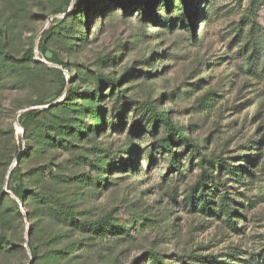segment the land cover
I'll use <instances>...</instances> for the list:
<instances>
[{"label": "rangeland", "instance_id": "obj_1", "mask_svg": "<svg viewBox=\"0 0 264 264\" xmlns=\"http://www.w3.org/2000/svg\"><path fill=\"white\" fill-rule=\"evenodd\" d=\"M179 1L169 11L158 0L146 15L147 0H86L82 36L75 18L67 19L73 2L0 0V193L7 195L0 197V239L16 245L0 247V264H153V253L163 264H264V0H189L186 24ZM50 31L42 55L39 43ZM122 76L113 90L101 81ZM70 89L77 94L65 100ZM58 103L83 116L77 125L85 136L69 150L46 146L16 121ZM147 105L166 111L203 157L176 143L181 173L170 170V154L157 145L164 126L153 134V123L137 124ZM26 141L18 166L25 176L12 184ZM201 158L238 175L206 164L212 179L201 196ZM63 175L74 182L58 186ZM18 182L34 193L32 218L11 190ZM44 193L74 204L80 220L108 218L109 228L94 236L64 225L56 203L42 210L36 199Z\"/></svg>", "mask_w": 264, "mask_h": 264}, {"label": "trees", "instance_id": "obj_2", "mask_svg": "<svg viewBox=\"0 0 264 264\" xmlns=\"http://www.w3.org/2000/svg\"><path fill=\"white\" fill-rule=\"evenodd\" d=\"M86 0H76L75 1V6L74 9L70 14H68V18H75L72 23L79 24L78 28L76 31H79L82 36H86L87 32L84 31L82 26H88L90 22V8L89 4L85 3ZM73 0H66L67 6L70 7L72 4ZM154 2H158V0H147V6L143 12V14L150 15V12L153 9ZM163 2L166 3L167 9L170 11L171 10V2L172 0H163ZM140 3V2H139ZM85 4V6H83ZM157 4V3H156ZM87 6V7H86ZM179 11V17L180 21L186 23H191L193 20V15L191 13V3L189 0H180L178 3L177 7ZM66 14L68 11H58ZM56 23V22H55ZM54 23V24H55ZM74 29V28H72ZM192 32H194L192 30ZM51 31L46 34L44 38L41 39L39 43V49L42 53V55L45 54V41L49 38L51 35ZM43 41V44H42ZM34 57V52L33 50H30L26 53V58H28L30 61H33ZM52 62H55L59 65H62L64 68H66V64L63 62L57 60V59H52ZM124 76L114 79V80H108V79H102L101 81L106 82L107 84L110 85L111 89L113 90L114 88L118 87L120 83L123 81ZM67 86V83L64 79H62V88L58 93V96H61L63 92L65 91ZM77 93L74 90H68L66 93L65 100H71V98L76 95ZM88 98H94L95 94L92 92L85 93ZM51 104V103H50ZM37 105H43L42 103H38ZM55 110L58 112V114H55L51 118V114ZM66 110H70L72 113H74L75 117H65L62 115L63 112H66ZM48 113V114H45ZM118 115L121 113L117 111ZM92 115L96 118L100 117V112L99 110H93ZM82 112L78 110H72L70 107L65 106L63 103H58L54 106H52L50 109L46 111H41V110H30L23 115L19 117V123L21 127L23 128L25 134H34V137L38 139H45V144L46 146L50 147H56V148H62L65 150H69L70 146H74L73 143L75 142L76 139H82L85 136V133L82 128H84L82 125H77L78 123L81 122ZM143 121V123H142ZM116 119H112L111 124L115 125ZM146 124L149 125L150 123H153L152 125V131L151 133L156 132V128L158 127L159 124H162L165 128V135L161 137L160 141L157 143L159 149L163 152H167L170 154V162H169V168L170 170L174 172H179L181 173V165H180V158H178V153L176 152V149L174 148L176 143H182L183 147L185 150H191V152H196L199 154V156H202L201 149L199 145H196L192 143L191 139L187 136V133L184 130L179 129L167 116L166 111H161L158 112L153 106L147 105L145 108L141 109V114L139 116V122L137 124ZM141 125V126H142ZM133 126V125H132ZM36 129L40 130V133L34 132ZM133 132V135H137L140 132V127L137 130H134L132 127L130 129ZM75 138V140H74ZM24 149L19 147L15 158H19V163L13 168V170L9 174V179L10 183H14L16 181H23V177L25 176L22 171L20 170L19 164L22 160L23 155L26 153V149L29 147L27 145V141L25 143ZM31 147V146H30ZM193 150V151H192ZM149 159L150 162L155 160V156L152 152L149 154ZM203 157V156H202ZM83 158V157H82ZM206 164L209 166H213L218 168L219 172H221L224 168H226L225 174H233V175H238V171L235 169L233 166H225L221 161L217 159H210V158H201L199 161V166L202 167L204 174L203 178L200 180V190H201V196H202V191L204 188H206L207 183L210 180V175H208V171L206 168ZM103 168V167H101ZM100 168V169H101ZM131 168V167H130ZM244 172V171H242ZM241 172V173H242ZM205 177V178H204ZM220 176L218 175V178ZM75 180L77 182H80V178L78 175L74 176ZM212 179V178H211ZM214 180V179H213ZM18 182V184H20ZM57 184L58 186H61V184H70L73 183L74 180L71 178H68L66 175L60 176L57 179ZM12 192L16 196V198L19 200V203L23 204L24 207L26 208L29 216L32 218L33 214L30 211V201L33 199L34 193L32 192V189H30L27 186L19 185L17 187H11ZM56 193H59V189L55 190ZM46 194L45 196L42 195L38 199L43 207L42 210H50L52 212L54 210V203L59 207L55 211V214L59 216V218L62 220L64 225H67L69 227H74L77 228L80 231L87 232L91 235L94 236H100L101 232L104 230H107L109 228V225L106 223L108 222V218H102L97 221H91V220H80L78 218V212L75 210L76 206L71 203H66L63 200L58 199L56 195H51V194ZM56 196V197H52ZM0 197H7L5 193L1 191ZM54 201H51V200ZM199 203H206V201L203 200L202 197L199 198ZM206 207V205H204ZM16 212L19 216H22V213L20 211L19 205H15ZM35 212V211H34ZM226 216L229 219L233 218V212L231 210L226 211ZM36 227V223L32 224L31 228V234H33V231ZM105 232V231H104ZM61 236L58 235L57 238H60ZM6 245V246H5ZM5 246L4 250L5 251H10L12 248L16 247V245L6 239L2 238L0 239V247ZM11 246V248H10ZM29 252L31 253V256L35 260H39L41 257V252L39 251V248L37 245L33 243H28L27 246ZM58 257V255H56ZM59 258H62L64 254H60ZM153 264H163L162 260L157 257V254L153 253Z\"/></svg>", "mask_w": 264, "mask_h": 264}, {"label": "water", "instance_id": "obj_3", "mask_svg": "<svg viewBox=\"0 0 264 264\" xmlns=\"http://www.w3.org/2000/svg\"><path fill=\"white\" fill-rule=\"evenodd\" d=\"M74 6H75V0L73 1L72 9H74ZM18 117H19V116H18ZM18 117H17V119H16L17 122L19 121ZM17 159H19V158H17ZM13 168H14V167H12V169L10 170V172L13 170ZM10 172H9V174H10Z\"/></svg>", "mask_w": 264, "mask_h": 264}]
</instances>
